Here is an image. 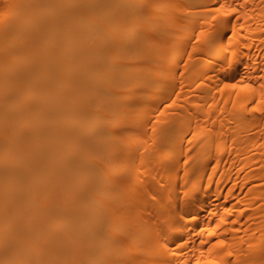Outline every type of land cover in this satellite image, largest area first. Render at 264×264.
I'll use <instances>...</instances> for the list:
<instances>
[{"label": "bare ground", "instance_id": "6f19581e", "mask_svg": "<svg viewBox=\"0 0 264 264\" xmlns=\"http://www.w3.org/2000/svg\"><path fill=\"white\" fill-rule=\"evenodd\" d=\"M0 264H264V0H0Z\"/></svg>", "mask_w": 264, "mask_h": 264}]
</instances>
